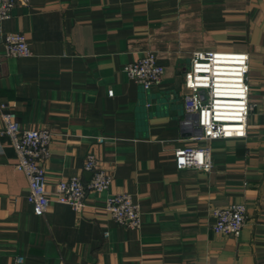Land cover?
<instances>
[{
    "label": "crops",
    "instance_id": "0c3cea01",
    "mask_svg": "<svg viewBox=\"0 0 264 264\" xmlns=\"http://www.w3.org/2000/svg\"><path fill=\"white\" fill-rule=\"evenodd\" d=\"M6 33L23 34L30 56L4 58ZM198 51L249 57L246 137L210 142L209 172L174 162L177 148L204 144L184 109ZM146 52L164 68L148 91L123 71ZM0 54V103L20 129L51 130L47 191L87 182L89 153L113 176L80 212L51 202L35 216L0 119V264H264V0H30L0 22ZM117 193L138 204V230L105 211ZM233 204L246 209L240 235L214 233L213 211Z\"/></svg>",
    "mask_w": 264,
    "mask_h": 264
},
{
    "label": "built area",
    "instance_id": "2783aa9c",
    "mask_svg": "<svg viewBox=\"0 0 264 264\" xmlns=\"http://www.w3.org/2000/svg\"><path fill=\"white\" fill-rule=\"evenodd\" d=\"M30 0H0V22L10 17L16 5L27 6ZM137 1V0H132ZM4 58H27L29 44L21 33H6L1 40ZM0 54V58L2 57ZM248 54L233 51H198L191 56L190 66L183 74L184 109L196 117L197 130L191 138L203 145H189L174 151L178 170L192 168L209 172L212 168L208 144L221 139H242L247 134V118L251 112L248 103ZM129 80L144 91L158 86L164 68L157 63L153 52H146L139 60L123 69ZM2 135L6 136L16 155L14 168L28 182L27 203L35 216H43L51 202L69 206L78 213L85 204L87 194L106 192L113 181L112 173L103 169L98 158L85 156L83 170L90 173L87 182L80 177L63 178L54 189H46L45 164L50 158L51 130L48 128L20 129L13 106L0 103ZM104 143V138H98ZM105 211L121 227L138 230L141 212L137 203L126 193H117L106 199ZM243 204H233L213 211L216 234L238 237L245 223ZM17 263L22 258L16 259Z\"/></svg>",
    "mask_w": 264,
    "mask_h": 264
},
{
    "label": "water",
    "instance_id": "95a60500",
    "mask_svg": "<svg viewBox=\"0 0 264 264\" xmlns=\"http://www.w3.org/2000/svg\"><path fill=\"white\" fill-rule=\"evenodd\" d=\"M193 118H194V126L196 127V130H197V126H196V122H195L196 121V117L194 116Z\"/></svg>",
    "mask_w": 264,
    "mask_h": 264
}]
</instances>
